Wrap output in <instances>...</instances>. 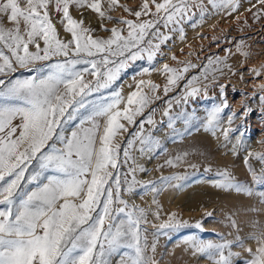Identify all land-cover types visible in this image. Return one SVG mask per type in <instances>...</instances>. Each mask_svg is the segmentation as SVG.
I'll list each match as a JSON object with an SVG mask.
<instances>
[{"label":"rangeland","instance_id":"rangeland-1","mask_svg":"<svg viewBox=\"0 0 264 264\" xmlns=\"http://www.w3.org/2000/svg\"><path fill=\"white\" fill-rule=\"evenodd\" d=\"M19 2L23 7L26 0ZM91 2L88 0V3ZM100 2L102 10L113 19L101 18L87 4L80 7L69 5V14L74 20L83 21L82 26L90 29L87 35L94 39H108L113 27L122 29V35L126 36L127 26L117 22L119 17L134 22L157 19L152 0H148V15L142 14L139 18L133 12L141 11L143 0H118L117 6L111 9L107 0ZM189 2L193 7L183 19L177 17L179 23L174 21L165 26L160 20V37H168L162 43L149 30L150 35L145 37L143 46L148 47L149 39L153 45L160 44L159 49H152L156 53L153 60H148L147 52L134 60L128 59L127 53L123 57L109 55V61L119 63L123 59L125 66L119 69L116 79L107 88H99L85 97L86 103L83 108L77 109L74 119L62 118L65 122L59 131L66 137L70 136L73 131L79 130L82 120L85 121L82 127H90L91 121L85 118L92 115L97 105L112 103L116 93L120 102L114 110L122 112L130 93L143 92L149 97L148 103L134 116L133 123L120 119L127 131L121 129L113 143L121 145L117 150L121 199L127 202L129 208L136 206L144 210L140 225L144 255L155 264H216L219 251H197L194 243L228 242L223 254L228 256L232 253L229 264H248L260 246V240L264 239V184L254 183L249 171V165L257 174L264 168V161L256 155H249L264 154V102L260 99L264 96V2L236 0L235 11L231 6L214 8L208 0ZM196 3H202L207 9L203 16ZM120 5H127L130 11H125ZM48 11L57 38L68 43L72 35L65 30L67 21L63 12L57 11L54 0ZM0 23L6 28L13 27L6 16L0 19ZM20 29L23 32L22 20ZM39 43L43 48V41ZM74 47L70 44V56ZM29 50L35 51V46L29 45ZM5 52L7 54L6 49ZM103 55L97 54L95 59L101 60ZM81 58L92 59L84 54ZM64 59L62 55L53 56L47 61H34L25 67L13 62L16 71L0 73V79L39 78L48 74L49 64ZM165 64L176 69H182L186 64L195 67L189 66L165 92L170 75L163 71ZM85 66L88 65L77 67ZM115 66L113 63L108 65ZM104 70L102 67L101 72ZM83 75L85 82L92 81L95 86V78L90 72ZM98 78L103 83L104 77L100 75ZM140 81H151L158 87L152 91L150 85H140ZM192 88L198 91L188 95ZM225 101L228 107L219 113L218 120L213 122L214 127L210 126V112L217 106L222 107ZM128 107L135 109L136 105ZM149 117L151 123L148 122ZM94 119L102 133L106 117L96 116ZM19 123V118L13 121L14 125ZM224 129H229L227 137ZM129 141L132 143L129 144ZM53 143L57 148L63 147L59 140L49 141V145ZM177 156L181 159L177 160ZM245 157L248 158L247 165ZM169 159L172 164L167 163ZM28 168L21 181V187L26 192L35 189L41 182L46 183L48 175L56 174L51 169H45L39 180L29 181L28 176L39 170L38 162L34 160ZM225 170L249 191L216 187V182L223 181L218 173ZM109 171L116 170L109 166ZM161 177L175 178L161 184L158 183ZM133 179L134 184L131 183ZM148 181L157 183L144 187ZM130 185L133 191H125ZM153 186L156 192L151 190ZM119 207L124 205L113 203L112 214L119 218L106 219L105 230L110 223L115 225L120 219H126L123 214L114 211ZM172 214H175L176 220L186 223L175 228H160ZM197 223L200 227L196 226ZM126 254H133V250L122 245L109 252L105 259L107 264H129Z\"/></svg>","mask_w":264,"mask_h":264},{"label":"snow or ice","instance_id":"snow-or-ice-1","mask_svg":"<svg viewBox=\"0 0 264 264\" xmlns=\"http://www.w3.org/2000/svg\"><path fill=\"white\" fill-rule=\"evenodd\" d=\"M52 2L26 0L22 7L19 0H0V19L6 16L13 24V27L6 28L0 23V73L16 71L13 62L25 67L34 61H47L53 56L62 55L66 58L49 64L48 74L39 78L0 79V205L3 206L0 207V264H107L106 255L122 245L133 250V254H126L129 264H155V261L144 255L141 246L140 225L144 219V210L136 206L129 208L127 202L121 199L117 160V150L121 145L113 143L121 129L127 131L120 119L133 123L134 116L146 106L149 97L141 91L130 93L127 105L121 112L114 110L120 102V96L116 93L112 103L97 105L92 115L85 118L91 121L90 127H82L85 122L82 120L79 130L67 137L59 130L65 122L62 118L74 119L77 109L84 107L85 97L99 88H107L116 79L119 69L125 66V60L121 59L119 63L109 61V55L123 57L127 53L128 59L134 60L141 53L147 52L148 60H153L156 53L152 49H159L160 44L153 45L149 39L148 47L143 46L145 37L150 35L149 30L162 43L168 37H160V20H163L165 26L174 21L179 23L177 17L183 19L187 16L193 4L189 0H163L161 3L152 0L156 20L134 22L123 17L116 18L118 23L127 26V35H122V29L113 27L110 30L111 36L105 40L87 35L90 29L83 27V21H76L69 14L70 4L77 7L87 4L101 18L113 19L102 10L100 0H92L91 3L88 0H54L57 11H62L67 21L65 30L72 35V39L64 43L57 38L49 19L48 9ZM208 3L214 8L231 6L233 11L236 9V0H208ZM107 4L111 9L117 6L118 0H107ZM195 6L199 8L201 16L207 11L202 3H196ZM120 7L130 11L127 5ZM140 9L134 11L133 15L137 18L142 14L148 15V0H143ZM21 20L24 23L23 32L20 29ZM39 41H43V48ZM70 44L75 45L71 49V56ZM29 45H34L35 51H30ZM100 53L104 54L103 58L95 59ZM81 54L92 59H82ZM110 63L115 64V68L108 67ZM81 64L90 67L78 68ZM189 66L195 67L189 64L182 69L167 64L163 66V71L170 74L164 87L165 92L169 91V85L175 84ZM102 67L105 69L103 72ZM89 72L95 78V86L92 81L84 80L83 74ZM100 75L104 77L103 83L98 78ZM145 83L150 85L152 91L158 87L151 81L139 82L140 85ZM197 91L192 88L187 94L194 95ZM260 99L264 102V96ZM133 104L136 105L135 109H130L128 105ZM227 107L225 101L222 107L217 106L210 112V126L214 127L213 122L218 120L219 113ZM96 116L106 117L102 133L94 119ZM17 118L20 123L14 125L13 121ZM148 122L151 123L150 117ZM228 131L224 129L225 137ZM52 140H59L63 147L57 148L54 143L49 145ZM249 155H256L264 161V154ZM176 159L181 157L177 156ZM34 160L38 162L39 170L28 176L29 181L39 180L45 169H51L56 174L48 175L46 183L41 182L35 189L26 192L21 187V181ZM167 163L172 164L173 161L169 159ZM247 163L248 158L245 157ZM109 166L116 171H109ZM249 171L254 183L264 184V168L257 174L249 165ZM218 174L223 177V181L216 182V187L234 188L238 192L249 191L244 185L235 182L226 170ZM173 178L161 177L158 183L163 184ZM131 183L134 184L135 180ZM155 183L148 181L144 187ZM151 190L157 191L154 186ZM125 191L131 192L133 188L130 185ZM116 202L124 207L114 211L123 214L126 219H120L119 224L110 223L105 230L103 226L106 219L119 218L112 214V205ZM184 223L176 220L175 214H172L160 228L180 227ZM196 226L200 227V224ZM227 243L198 242L194 243V247L201 252L216 249L220 252L216 264H229L232 253L228 256L223 254ZM248 264H264V239L260 240V246Z\"/></svg>","mask_w":264,"mask_h":264}]
</instances>
